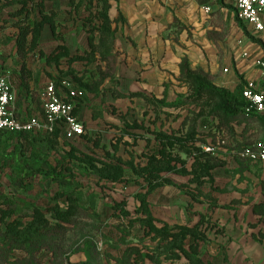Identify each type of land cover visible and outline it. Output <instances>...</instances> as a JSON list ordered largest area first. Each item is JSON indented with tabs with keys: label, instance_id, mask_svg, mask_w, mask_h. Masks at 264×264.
<instances>
[{
	"label": "crops",
	"instance_id": "obj_1",
	"mask_svg": "<svg viewBox=\"0 0 264 264\" xmlns=\"http://www.w3.org/2000/svg\"><path fill=\"white\" fill-rule=\"evenodd\" d=\"M85 2L44 1V11L55 12L57 28L53 32L49 24L45 25L39 48L50 50L47 56L59 53V46L67 51L58 64L45 58L48 77L40 81L39 77L26 74L32 69L17 55L16 40L11 37L17 29L3 25L7 19L12 22L18 19L12 16L17 7L8 10L6 0H0V63L13 84L16 116L22 120L31 116L44 120L46 87L58 81V94L65 96L69 87L62 85V81L69 80L72 89L83 91L76 101L75 114L83 121L85 134L67 140L62 123H56L52 133L58 134L60 153L51 156L50 162L56 165L61 153L74 148L79 156L81 153L94 156L98 166L102 161L120 160L124 169L122 182L101 181L98 175L86 172L78 190L86 192L87 185H91L89 193L110 197L112 208L124 201L131 218L141 205L139 196H146L157 226H198L205 239L195 257L202 264H264V163L233 153L245 144L263 141L264 122L259 118L228 119L219 115L214 118L211 132L208 123H194L191 108L179 104V91L171 89L178 83L183 64L188 63L193 69L211 71L217 78L215 82L235 92L242 76V87L247 80L261 78L255 59L264 55L262 42L238 20L233 0H109L112 21L109 42L107 36L101 41L97 28L93 27L92 32L88 27L86 19L92 17V11L82 13ZM204 6H210L211 12L206 13ZM92 44L97 48L93 55ZM84 55L92 58H83ZM221 63L227 72L219 75ZM60 73L67 76L58 80L56 74ZM216 129L226 131L227 145L218 154H209L219 162L209 174H200V180H196L191 172L194 156L180 152L189 173L176 169L158 172L159 179L149 191L146 182L149 176L142 169L149 163L148 152L161 146V136L183 137L196 130L197 144L203 151V144ZM47 134L51 133H29L28 142L24 143L29 146L30 159L26 164L42 162L44 170L48 168L44 154L36 157L41 138H45L42 135ZM10 142L19 145L20 141ZM72 161L78 165L76 159ZM172 165L182 167L176 161ZM219 169L224 171L217 181L215 172ZM35 176L45 190L55 193L60 189L45 171L29 176L28 181L34 183ZM8 186L12 189V181ZM212 187L225 191L218 196ZM113 195H119L120 199ZM130 199L135 200L134 209L128 208ZM131 210H135V215ZM210 243L217 250H209L205 255L203 246ZM177 253L172 259L157 253L155 260L160 264L166 258L169 264H194L181 252Z\"/></svg>",
	"mask_w": 264,
	"mask_h": 264
},
{
	"label": "trees",
	"instance_id": "obj_2",
	"mask_svg": "<svg viewBox=\"0 0 264 264\" xmlns=\"http://www.w3.org/2000/svg\"><path fill=\"white\" fill-rule=\"evenodd\" d=\"M44 1L45 0H13L10 1V4H19L20 7L17 8L13 13V17H17L13 26L17 29L11 37H14L16 40V45L18 49V54H21L23 57V53L27 54V52H42L39 48L41 32L44 29L46 24H49L53 30L56 32L57 24L55 19V12L47 13L44 11ZM92 2V1H91ZM97 14L91 17V19L98 21L96 24V28L101 34V41L104 38L111 34V19L109 17V9L110 3L109 0H97ZM92 20V21H93ZM93 50L91 55L94 54L95 49L94 44H92ZM59 53L53 52L50 56H46L48 61H54L58 64L61 57L66 55L67 49L64 46H59L57 48ZM56 51V50H55ZM189 66L188 63L183 64V67ZM190 67V66H189ZM183 74H185L183 72ZM186 75V74H185ZM67 75L58 76V80L65 78ZM187 76L190 78H194L195 82V90L194 93L188 96L186 99H190L192 101L200 100V97L204 94L205 91H210L217 96V106L214 107L212 112L210 111L207 114L206 120L204 122L208 129L213 131V120L210 115L215 118L217 116H222L228 119H233L238 116H242L245 118H259L264 122V116L257 115L252 113L247 109V104L242 97V87H240L237 91L233 92L226 88H218L213 82L205 80L201 78L199 75H195V73L190 70L187 71ZM58 84V81H57ZM209 118L212 120H209ZM211 127V128H210ZM7 134V140L12 141L18 139L23 144L28 140L29 133L27 132H19L13 133L10 131H1L0 139H2V135ZM198 132L196 130L189 131L186 136L183 137H171L168 135L161 136V146L155 150H151L148 152L147 158L149 159L148 165L142 169L144 173H148V178H146L147 185L149 187V191H152V187H154V181H158L159 179L158 172L170 171L176 169L182 173H189L186 168V160L182 159L180 152H184L188 156H194L195 162L193 164L192 173L195 174V179L200 180V174H209L210 170L213 169L216 165L219 164L215 158L207 154V152L202 151L200 146L197 144ZM212 135V134H211ZM41 145L39 148V152L36 153V157L40 158L43 154L46 157V164H48V168L44 170L42 167V162H37L35 165L25 164V169H27V177L20 175L12 180V183L15 187L23 188L26 191H31L34 189L35 184L32 182H26V179L34 174H40L45 171L51 180L57 182L60 186V189L57 190L53 195L51 200L59 201L54 206H49L48 211L53 213L54 219H56L59 223L65 222L70 223L73 221L75 216L83 212L90 211L94 205V201L91 203L82 202V196L84 191L78 190L84 179V175L87 173L98 175L100 180H108L114 182H122V177L124 175V169L119 160L118 163L113 162H101V166H98L96 162L98 161L94 156L81 153L78 155V152L72 148L71 151L66 154L61 153V157L56 159V165H53L50 162L51 156H56V153H60L57 147L58 143V134L51 133L46 136L42 135ZM6 140V139H5ZM28 142V141H27ZM175 147V148H174ZM28 150L29 146L26 147ZM172 148L177 149L175 151V155L172 152ZM55 152V153H53ZM160 156V158L158 157ZM35 157V158H36ZM76 159L78 165H73V161ZM176 161L182 165L179 168L177 165H172V162ZM80 168V169H79ZM79 173V174H78ZM83 177V178H82ZM167 179H163L162 181H166ZM90 198L96 199L95 193L87 194ZM9 196H4V192L0 190V217L1 219H5L8 216H11L14 209H10L7 207H3V205L7 204L10 207L15 205L14 200H12V194ZM141 201L140 207L136 210V216L131 218V214L129 211L125 209L126 203L124 201H120L113 205V208L116 211H119L124 216H126L130 223L140 222L142 224V228L146 232L145 237L150 238L152 241H156L157 245L149 246L145 245L144 248H140L139 246L130 248L128 250V261H132L131 264H146L148 261L155 262L156 254L164 253L167 258L172 259L178 256L177 252H181L184 254L191 262L194 264H202L201 260L195 257L196 254L200 251V243L203 239H205L204 234L196 227H187V226H157L155 223V218L153 217L151 210L149 209L148 201L146 200V196L142 198L139 196ZM13 201V202H12ZM14 204V205H12ZM17 205V204H16ZM14 210V211H13ZM41 212L35 217V220L40 228L46 229V235L51 233L50 224L45 218L44 211ZM91 212V211H90ZM37 214V213H36ZM79 214V215H80ZM34 223L32 225H34ZM57 226L64 227L63 225L58 224ZM50 230V232H49ZM93 243L90 244V248ZM93 247V246H92ZM130 256V258H129ZM132 256V258H131ZM77 264H93L90 256L85 261H81Z\"/></svg>",
	"mask_w": 264,
	"mask_h": 264
},
{
	"label": "rangeland",
	"instance_id": "obj_3",
	"mask_svg": "<svg viewBox=\"0 0 264 264\" xmlns=\"http://www.w3.org/2000/svg\"><path fill=\"white\" fill-rule=\"evenodd\" d=\"M10 1L13 0H6L8 10H10V8L12 10L14 6L17 8L20 7L18 4L11 6L12 4L9 3ZM86 2L84 3L85 5L82 6V13L91 10V16H94L95 13L97 14L98 8L96 4L93 3V0H86ZM92 20L91 17L87 18L86 23L93 32L92 29L93 27L96 28L98 21ZM14 22L15 20L12 22V19H7L3 25L8 24V26L10 25L9 27H11ZM8 37L10 38V36ZM12 39H14V37H12ZM109 39L110 36L108 35V42ZM94 48H96V45H94ZM46 49L48 48L46 47ZM42 52L43 53H23V57L21 54H17L24 60V64H28L32 69L27 71L26 74L30 73L33 76L35 75L36 77H39L38 80L40 81L48 77V71L44 62L50 50H47L46 52L45 50H42ZM62 57H65V55ZM84 57L88 59L92 58L90 55H84L83 58ZM109 58L111 59V57ZM188 70L205 80L213 82L218 88L224 87H222L221 83L218 81H216L217 83L215 82L217 78L215 75L211 74V71H207L200 67L195 69L189 66L182 68V74L178 79V83L174 84L176 87H171V89L179 91V98L177 99L178 103L191 108L193 121L194 123L199 124L206 120L207 114L210 111L212 112L214 107L217 106V96L210 91H205L200 97V100L192 101L191 98L187 100L186 98L192 95L195 90V80L194 78L187 76ZM183 72L186 75L183 74ZM221 73H225L223 63L220 65L219 75H221ZM56 75L59 76L58 74ZM239 76L241 77V75ZM243 82L244 79L242 76L241 84L236 86L234 91H237L242 87ZM210 117L214 121V118L211 115ZM209 120L211 119L209 118ZM1 137L0 190L4 192V196L7 195L11 197L10 194H12V200L15 202V205L12 204L14 205L12 207H10V205L7 206V204L3 205V207H8L9 210L15 208L16 211L5 219H1L0 217V264H77L81 261L87 260L89 256L93 264H131L132 261L129 263L127 255L130 248L139 246L145 250L146 244L156 247V241H152L150 238L145 237L146 232L142 228L140 222H133L132 224L126 216L112 208L113 201L110 197L97 194L95 195L96 199L95 197L90 198L87 194H89V190L93 189L91 185H87L86 192L81 195L83 198L82 202L89 201L91 203V201H94V205H92L93 208L90 210L91 212L79 213L80 215L78 214V216H75L70 223H59L54 219L53 213L48 211V207L54 206L57 200H51L54 190H45L40 184V178L38 176H35L32 179L33 182L36 183V187L31 191H26L23 188L15 187L14 185L12 186V189H10L8 186L10 181L20 175L24 176V173L27 171L25 169V164L28 163V160L30 159L29 149L26 150V145L21 141L19 142V145H15L14 142H9V140H7V134H3ZM50 159L53 161V158ZM226 170L228 171V169ZM223 171V169H219L215 172L217 181ZM30 181L31 179L29 182ZM26 182H28V178L26 179ZM131 187H134V184L129 188ZM212 189L215 190L213 187ZM223 191H225V188L224 190L216 189L215 194L219 196V193H223ZM113 196L120 199L119 195ZM189 197L192 198L191 195H189ZM61 200L57 202H61ZM130 200H132V202L130 204L128 203V208L130 206L134 209L135 200ZM130 200H128V202ZM37 210L44 211L45 218L50 224L51 233L48 235L45 233L47 232L46 229L42 227L40 228V225L34 223L37 222L35 217L41 213H38ZM131 211L133 215H135V210ZM33 223L34 225H32ZM58 224L63 225L64 227L57 226ZM91 243H93V247L91 246L90 248ZM202 250L205 255H208L209 250L215 251L217 248L215 244L210 243L209 245H204ZM147 264H160V261H148ZM163 264H169L167 258L163 261Z\"/></svg>",
	"mask_w": 264,
	"mask_h": 264
},
{
	"label": "built area",
	"instance_id": "obj_4",
	"mask_svg": "<svg viewBox=\"0 0 264 264\" xmlns=\"http://www.w3.org/2000/svg\"><path fill=\"white\" fill-rule=\"evenodd\" d=\"M233 2L238 20L264 45V0H233ZM204 10L210 13L212 9L210 6H204ZM238 43L241 45L242 40ZM243 55L247 57L248 53L244 52ZM255 66L260 70L261 78L247 80L242 87V97L249 111L264 116V55L255 59ZM225 71L227 72V69ZM62 85L69 87L65 96L58 94L57 84L54 81L46 87L43 101L44 120L38 116L22 120L15 113L16 94L12 81L0 63V132L52 133L56 123H62L67 140L82 137L85 134V126L75 114V105L77 99L83 96V91L72 89L69 80H63ZM226 145V131L216 129L214 135L209 137L202 148L205 152L216 155ZM233 153L243 159L264 163V140L245 144L235 149Z\"/></svg>",
	"mask_w": 264,
	"mask_h": 264
}]
</instances>
